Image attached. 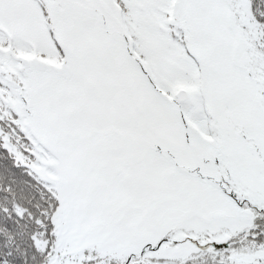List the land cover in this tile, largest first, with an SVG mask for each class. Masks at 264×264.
<instances>
[{"label":"snow or ice","instance_id":"obj_1","mask_svg":"<svg viewBox=\"0 0 264 264\" xmlns=\"http://www.w3.org/2000/svg\"><path fill=\"white\" fill-rule=\"evenodd\" d=\"M0 264H264V0H0Z\"/></svg>","mask_w":264,"mask_h":264}]
</instances>
